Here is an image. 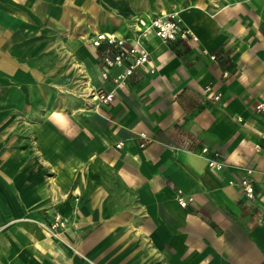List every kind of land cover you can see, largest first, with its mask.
I'll list each match as a JSON object with an SVG mask.
<instances>
[{
  "label": "crops",
  "instance_id": "1",
  "mask_svg": "<svg viewBox=\"0 0 264 264\" xmlns=\"http://www.w3.org/2000/svg\"><path fill=\"white\" fill-rule=\"evenodd\" d=\"M172 11L196 40L149 33L148 63L86 108L85 85L112 88L91 38ZM260 102L264 0H0V264H264Z\"/></svg>",
  "mask_w": 264,
  "mask_h": 264
},
{
  "label": "built area",
  "instance_id": "2",
  "mask_svg": "<svg viewBox=\"0 0 264 264\" xmlns=\"http://www.w3.org/2000/svg\"><path fill=\"white\" fill-rule=\"evenodd\" d=\"M151 32L163 42L186 40L189 38L196 40L193 32L183 25L177 12L174 11L153 17L148 22L141 23L136 28V33L132 41L125 37L117 36L114 33H97L91 38L90 43L96 48L102 47L99 75L102 81L111 80L112 88L103 90L102 88L87 87L85 85L82 95L85 99L86 108L98 109L101 106L110 105L115 98V91L128 82L137 68L148 63L149 53L140 45V40ZM210 57L214 59L215 55H210ZM113 69L119 70L111 74ZM153 71L152 69L151 72ZM203 90L213 100H219L221 97V93L214 90L211 84L206 85ZM255 109L259 112L264 111V102L257 103ZM151 142L152 138L146 133H139L138 143L141 148L146 147ZM115 146L116 148H122L123 142L118 141ZM201 151L202 153L208 152V147H203ZM207 164L212 170H220L224 166V163L217 159L216 153L207 159ZM251 172V169H247L246 175H243L236 182L248 199L254 198V186L248 177ZM234 183L235 181L233 180L229 181V184ZM176 200L181 207L185 208L191 198L186 199L182 190L177 189ZM41 224L48 233L53 236H58L65 229L67 219L60 213L54 212L47 221Z\"/></svg>",
  "mask_w": 264,
  "mask_h": 264
},
{
  "label": "rangeland",
  "instance_id": "3",
  "mask_svg": "<svg viewBox=\"0 0 264 264\" xmlns=\"http://www.w3.org/2000/svg\"><path fill=\"white\" fill-rule=\"evenodd\" d=\"M83 89H84V87H83ZM83 89H82V92H83ZM82 92H81V95L83 94ZM82 96H83V95H82ZM83 98H84V96H83ZM84 101H85V99H84ZM84 106L86 107V105H84Z\"/></svg>",
  "mask_w": 264,
  "mask_h": 264
}]
</instances>
